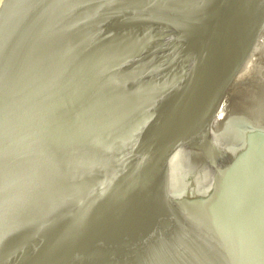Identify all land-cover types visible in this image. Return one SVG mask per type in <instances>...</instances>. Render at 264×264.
<instances>
[{"label":"water","instance_id":"95a60500","mask_svg":"<svg viewBox=\"0 0 264 264\" xmlns=\"http://www.w3.org/2000/svg\"><path fill=\"white\" fill-rule=\"evenodd\" d=\"M0 264H264V0H1Z\"/></svg>","mask_w":264,"mask_h":264},{"label":"bare ground","instance_id":"6f19581e","mask_svg":"<svg viewBox=\"0 0 264 264\" xmlns=\"http://www.w3.org/2000/svg\"><path fill=\"white\" fill-rule=\"evenodd\" d=\"M0 2H1V0H0Z\"/></svg>","mask_w":264,"mask_h":264}]
</instances>
